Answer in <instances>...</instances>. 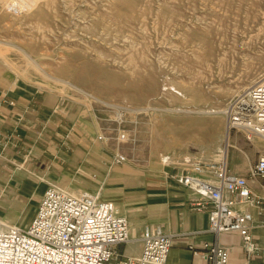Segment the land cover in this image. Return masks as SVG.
I'll use <instances>...</instances> for the list:
<instances>
[{"label": "rangeland", "instance_id": "1", "mask_svg": "<svg viewBox=\"0 0 264 264\" xmlns=\"http://www.w3.org/2000/svg\"><path fill=\"white\" fill-rule=\"evenodd\" d=\"M0 40L11 74L90 111L98 143L127 156L113 166L121 177L162 169L163 155L205 168L224 163L218 147L228 126L224 112L201 111L226 109L264 76V0H0ZM205 119H216L209 137L196 125ZM228 137V153L238 146L254 160L264 149L242 132Z\"/></svg>", "mask_w": 264, "mask_h": 264}, {"label": "crops", "instance_id": "2", "mask_svg": "<svg viewBox=\"0 0 264 264\" xmlns=\"http://www.w3.org/2000/svg\"><path fill=\"white\" fill-rule=\"evenodd\" d=\"M215 120L196 121L197 126L205 127V137L212 135ZM0 133V218L4 221L28 224V215L36 211L51 184L66 185L74 193L86 187L82 191H100L102 198L115 202L119 212L129 218L132 241L122 251L138 255L143 227L158 224L173 238L166 264H208L200 255H194L193 249L215 239L208 231L209 214L199 209L193 191L178 185L170 176L190 170L188 167L167 164L163 155L162 169H145L135 176L121 177L113 168L115 153L98 143L94 117L86 107L78 106L71 95L11 74L1 63ZM226 135L227 129L223 142ZM230 139L227 147L226 143L218 147V152L222 147L226 151L225 155L219 152L224 163L205 167L207 177L222 166L234 175L248 173L255 159L238 146L228 153ZM133 183L138 184L132 186ZM251 184L264 195V186ZM254 215L251 231L264 250V224L255 212ZM220 239L231 250L228 264L246 261L238 234H225ZM248 264H264V256Z\"/></svg>", "mask_w": 264, "mask_h": 264}, {"label": "built area", "instance_id": "3", "mask_svg": "<svg viewBox=\"0 0 264 264\" xmlns=\"http://www.w3.org/2000/svg\"><path fill=\"white\" fill-rule=\"evenodd\" d=\"M225 110L229 132H242L248 141H264V76L232 97ZM165 159L168 164L170 157ZM112 160L123 165L127 156L117 152ZM192 167L170 176L195 193L199 209L209 214L208 231L215 236L214 241L194 248L193 254L208 264H228L231 250L220 238L238 234L246 254L243 264L264 256L251 231L254 212L264 224V195L251 184L264 186V149L246 175L231 174L222 166L207 177L203 166ZM129 239V218L119 212L115 202L102 198L100 191L77 194L51 184L30 223L17 225L0 218V264H166L173 238L161 225L143 227L138 255L119 251Z\"/></svg>", "mask_w": 264, "mask_h": 264}, {"label": "bare ground", "instance_id": "4", "mask_svg": "<svg viewBox=\"0 0 264 264\" xmlns=\"http://www.w3.org/2000/svg\"><path fill=\"white\" fill-rule=\"evenodd\" d=\"M0 43L1 44H6V43H4V41L2 42V40H0ZM13 45L15 46V44L13 43ZM18 45V44H17ZM16 45V46H17ZM20 50L22 51V53H23V55L29 60V62H31V63H33L34 64V66L38 69V70H40L42 73H44L46 76H48V75H50V74H48L45 70H44V65H40V64H38L36 61H35V59L32 57V56H30V54L24 49V48H21L20 47ZM24 57V58H25ZM50 77V76H49ZM54 77V76H53ZM55 78V77H54ZM58 81H60V82H62L63 84H65V85H69V86H73V87H75L76 88V86L74 85V83L73 82H71V81H67V80H61V79H57ZM248 88V87H247ZM247 88H245V89H247ZM77 89H79V88H77ZM80 91H82V92H84L86 95H88L89 97H91V98H93V99H95V100H98L99 102H101L100 101V99L98 98V97H96V96H94V95H92V94H89V93H87V92H85V91H83V90H80ZM107 104V103H106ZM137 109V108H136ZM132 110V109H131ZM130 110V111H131ZM139 110V109H138ZM147 110V109H146ZM134 111V110H133ZM136 111V110H135ZM202 113H204V114H209L210 116L212 115L213 117L215 116V115H217L219 112H224L225 113V116H226V119H227V115H226V110L224 109V110H211V111H201ZM200 112V113H201ZM228 134H229V130H228V128H227V135L225 136V142H223V143H226V147H227V145L229 144V137H228ZM223 141V140H222ZM221 147V146H220ZM225 147V146H224ZM219 152L222 154V155H225V153H226V151H225V149L222 147V148H220V150H219ZM190 162V161H189ZM78 193H81V192H78ZM77 193V194H78ZM132 240L131 239H129V241H128V243L129 242H131Z\"/></svg>", "mask_w": 264, "mask_h": 264}]
</instances>
